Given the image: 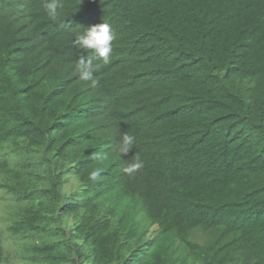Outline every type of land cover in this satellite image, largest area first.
<instances>
[{"label": "trees", "instance_id": "trees-1", "mask_svg": "<svg viewBox=\"0 0 264 264\" xmlns=\"http://www.w3.org/2000/svg\"><path fill=\"white\" fill-rule=\"evenodd\" d=\"M62 3L52 22L44 0H0V192L16 203V256L264 264V0ZM101 23L116 38L109 64L86 57L101 63L93 85L73 35Z\"/></svg>", "mask_w": 264, "mask_h": 264}, {"label": "clouds", "instance_id": "clouds-1", "mask_svg": "<svg viewBox=\"0 0 264 264\" xmlns=\"http://www.w3.org/2000/svg\"><path fill=\"white\" fill-rule=\"evenodd\" d=\"M62 0H44V9L48 19L57 22L63 12ZM115 33L111 26L107 23L83 28L73 35V43L87 54L81 55L76 66V71L80 75V79L85 82H91L93 85L97 83L94 79V73L101 67V63H93L92 59L86 58L88 55L97 57L103 65L110 63V53L115 40ZM135 136L125 132L121 136L119 144V152L123 155L129 154L133 150ZM103 159V157H101ZM144 167V162L139 155H134L131 163L124 167L123 171L130 177L134 176ZM100 175V169L90 174V178L96 180Z\"/></svg>", "mask_w": 264, "mask_h": 264}, {"label": "rangeland", "instance_id": "rangeland-1", "mask_svg": "<svg viewBox=\"0 0 264 264\" xmlns=\"http://www.w3.org/2000/svg\"><path fill=\"white\" fill-rule=\"evenodd\" d=\"M12 203L15 202L6 200L5 198H3V194L0 192V228L3 230L4 233V245L7 251H9V254L11 255V264H24L23 261H21L16 256L18 244L13 238H11L9 232L7 231V217H9L10 206Z\"/></svg>", "mask_w": 264, "mask_h": 264}]
</instances>
